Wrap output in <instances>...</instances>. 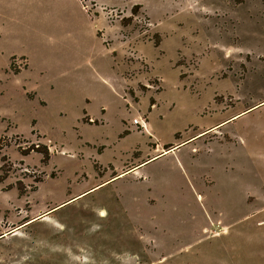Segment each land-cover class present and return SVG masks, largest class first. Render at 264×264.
Wrapping results in <instances>:
<instances>
[{
  "label": "rangeland",
  "instance_id": "1",
  "mask_svg": "<svg viewBox=\"0 0 264 264\" xmlns=\"http://www.w3.org/2000/svg\"><path fill=\"white\" fill-rule=\"evenodd\" d=\"M0 146V264H264V0H0Z\"/></svg>",
  "mask_w": 264,
  "mask_h": 264
},
{
  "label": "trees",
  "instance_id": "2",
  "mask_svg": "<svg viewBox=\"0 0 264 264\" xmlns=\"http://www.w3.org/2000/svg\"><path fill=\"white\" fill-rule=\"evenodd\" d=\"M237 2H239L240 0H236ZM139 7L138 4H135L132 8H131V13L134 14L136 9ZM2 148V146H0V149ZM20 151L23 153V154H27L29 153L30 151H36V152H39L42 154V159L43 160H46L48 158V150H47V147L43 144H37V145H33V146H30L28 148H25V149H21L19 147ZM36 182L41 180V178H35ZM34 188V186L32 187V189Z\"/></svg>",
  "mask_w": 264,
  "mask_h": 264
},
{
  "label": "crops",
  "instance_id": "3",
  "mask_svg": "<svg viewBox=\"0 0 264 264\" xmlns=\"http://www.w3.org/2000/svg\"><path fill=\"white\" fill-rule=\"evenodd\" d=\"M156 155H153V156H151L150 158H153V157H155ZM128 170H132V171H136V169H135V166H133L132 168H130V169H128ZM127 170V171H128ZM124 172H126V171H124ZM119 174H122V173H119ZM119 174H117V175H119Z\"/></svg>",
  "mask_w": 264,
  "mask_h": 264
},
{
  "label": "built area",
  "instance_id": "4",
  "mask_svg": "<svg viewBox=\"0 0 264 264\" xmlns=\"http://www.w3.org/2000/svg\"><path fill=\"white\" fill-rule=\"evenodd\" d=\"M133 123H136V119L133 120Z\"/></svg>",
  "mask_w": 264,
  "mask_h": 264
}]
</instances>
